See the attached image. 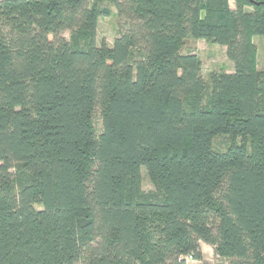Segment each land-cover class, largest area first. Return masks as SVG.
Instances as JSON below:
<instances>
[{
    "label": "trees",
    "instance_id": "16d2710c",
    "mask_svg": "<svg viewBox=\"0 0 264 264\" xmlns=\"http://www.w3.org/2000/svg\"><path fill=\"white\" fill-rule=\"evenodd\" d=\"M234 1L0 0V264H264V0Z\"/></svg>",
    "mask_w": 264,
    "mask_h": 264
},
{
    "label": "rangeland",
    "instance_id": "374dc122",
    "mask_svg": "<svg viewBox=\"0 0 264 264\" xmlns=\"http://www.w3.org/2000/svg\"><path fill=\"white\" fill-rule=\"evenodd\" d=\"M104 4L110 10V14L102 16L99 19L97 41L98 43L104 41L107 44L112 45L114 38L122 31L125 20L117 14L113 5L107 2ZM231 6L235 7L234 0H231ZM65 36L69 38L70 32L66 31ZM254 43L257 47V67L259 70H264V35L254 36ZM182 51L197 53L199 59L201 60L203 75L206 78L212 70H232L233 62L228 58L226 48L220 44L210 43L203 39L188 37L182 47ZM94 121L97 131L100 133L102 131V124L99 110H96L95 112ZM219 136H216L214 139V149L223 151L225 149V138ZM142 187L145 192H150L155 189L146 174L145 168L142 169ZM200 245L203 255L202 260H197L188 256L187 264H218L225 261V259L217 255L214 246L204 242H200Z\"/></svg>",
    "mask_w": 264,
    "mask_h": 264
},
{
    "label": "crops",
    "instance_id": "0c3cea01",
    "mask_svg": "<svg viewBox=\"0 0 264 264\" xmlns=\"http://www.w3.org/2000/svg\"><path fill=\"white\" fill-rule=\"evenodd\" d=\"M233 65V64H232ZM232 70H233V67H232ZM232 70H227V71H232Z\"/></svg>",
    "mask_w": 264,
    "mask_h": 264
}]
</instances>
